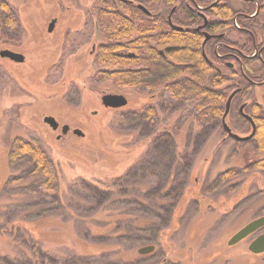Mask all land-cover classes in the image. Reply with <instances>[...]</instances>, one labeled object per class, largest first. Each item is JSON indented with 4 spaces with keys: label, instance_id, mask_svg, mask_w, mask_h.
I'll use <instances>...</instances> for the list:
<instances>
[{
    "label": "rangeland",
    "instance_id": "374dc122",
    "mask_svg": "<svg viewBox=\"0 0 264 264\" xmlns=\"http://www.w3.org/2000/svg\"><path fill=\"white\" fill-rule=\"evenodd\" d=\"M7 1L17 9L18 36L12 45L1 39L0 50L20 52L25 60L0 57V228L6 215L21 222L48 219L41 229L51 234V242L42 249L52 254L73 250L80 254V264H264V252L253 254L247 248L264 227L227 245L236 230L264 214V171L251 166L264 155L251 143L237 146L222 130L194 148L187 137L201 131L191 108L167 110L160 117L157 134L174 140L173 155L150 151L153 139L134 129L132 116L144 108L145 90H118L110 81L94 78L99 68H87L93 35L86 37L91 27L82 29V23L90 17L93 0ZM52 20L56 23L49 33ZM105 93L123 94L127 105L103 107ZM45 115L79 128L84 137L68 132L57 139L60 129L53 132L43 122ZM177 121L179 128L173 131ZM15 137L42 144L57 168L59 187L45 193L29 176L27 162L9 163ZM140 168L143 176L132 183ZM229 169L240 171L218 180ZM127 173L125 182L118 181ZM168 210L175 213L172 221ZM126 226L141 231L135 236ZM147 244L155 250L136 252ZM20 253L0 240L1 256Z\"/></svg>",
    "mask_w": 264,
    "mask_h": 264
},
{
    "label": "trees",
    "instance_id": "16d2710c",
    "mask_svg": "<svg viewBox=\"0 0 264 264\" xmlns=\"http://www.w3.org/2000/svg\"><path fill=\"white\" fill-rule=\"evenodd\" d=\"M111 1L108 0L110 3ZM118 14L105 15V17H109L107 20L122 19ZM103 23L99 26L104 37L103 42L98 46L94 58L99 69L94 78L110 81L112 86L118 90L134 89L137 92L145 90L146 94H154L152 96L156 98V101L152 106L145 103L140 112L132 114L136 118L134 129L142 135L144 134L143 137L153 139L151 147L156 148L159 152L163 151L166 156L173 155L171 149L174 147V140L169 135L157 134L162 122L160 117L167 110L188 111L190 108L192 109L195 114L194 125L201 131L195 136L187 137L188 141L190 139L193 141L194 148L204 142H199V140H205L208 135L222 130V117L227 95L235 87L236 82L243 86L246 83L244 80L237 79L235 81L226 74L211 73L205 68H200L194 73L187 71H185L187 73H180L174 62L177 60L175 51H169L167 59H163L155 48L149 46V40L160 44L159 32L162 31V24L149 22L110 24V22L105 23L104 21ZM18 25L17 9L7 0H0V40L12 45V40L16 41L15 38L18 36ZM151 33L152 36H149ZM128 51H133L134 57L126 56ZM148 66L149 68H147ZM162 91L165 93L164 96L161 94ZM243 95L252 98L249 96V89H246ZM239 96L242 97L241 94ZM247 112L255 124L253 140L256 141L257 149L264 151V120L260 119V114H262L260 107L252 100L248 103ZM124 117V113L119 114L116 119L117 123ZM244 122L248 128V122L245 120ZM178 128L179 122L177 121L172 129L176 131ZM161 130L165 131L164 127ZM8 160L10 164L20 161L27 162L31 167L29 176L36 178L38 188H42L45 193L60 186L57 168L38 140L15 137L10 145ZM251 166L264 169V159L254 161ZM140 169L141 175H134L131 178V180L134 179L132 183H136L143 176L142 168ZM238 172L237 169H229L220 173L218 180H225ZM128 175V173L124 174L123 177L118 178V181L125 182ZM163 181L166 182L165 177ZM104 195L113 197L112 194ZM175 209L172 211L175 212ZM173 212L170 210L166 212L167 219L170 221L175 217ZM110 221H115L114 217H111ZM137 221L140 223L142 219ZM4 222H6L5 227L0 228V240L9 243L13 248L18 247L21 253L18 256L12 254H2L1 256L0 254V264H80L78 256L80 254L73 250H60L58 254H52L42 249L43 245L51 242V234L47 230L41 229L49 222L48 219L21 222L10 220V217L8 218L6 215ZM141 225L145 228L143 224ZM126 229L129 230V233H132L131 230L138 233L135 236H138L141 231V229L127 228V226ZM91 235L94 236V234ZM149 240L152 241L153 238ZM158 240L161 241V239ZM20 242L21 245H19ZM85 244L92 247L88 245L89 242Z\"/></svg>",
    "mask_w": 264,
    "mask_h": 264
},
{
    "label": "flooded vegetation",
    "instance_id": "af4514ba",
    "mask_svg": "<svg viewBox=\"0 0 264 264\" xmlns=\"http://www.w3.org/2000/svg\"><path fill=\"white\" fill-rule=\"evenodd\" d=\"M88 10H90L88 13L90 17H85L82 23V29L84 26L91 27L90 34L86 29V37L93 35L86 52L87 68L92 69V65L99 68L94 58L104 38L99 28L101 24H104L103 21L110 24L122 22L162 24V31L159 32L160 44L149 40V46L155 48L163 59H167L169 51H175L177 60L174 62L180 73L185 71L194 73L200 68H205L211 73L226 74L232 80L242 79L246 82L243 86L236 82L235 87L228 93L227 99L233 94L224 121L231 132L240 137L251 134L254 126L253 135L247 140H236L224 130L223 121L222 133L224 138L230 139L237 146L251 143L256 151L264 155V151L258 150L256 141L253 140L255 124L247 112L248 103L254 100L262 113L260 119L264 120V0H112L111 3L108 0H93ZM114 13H119L118 16L122 19L107 20L109 17L105 15ZM149 36H152V33ZM126 54L128 57H134L133 51H128ZM246 89H249V96L252 98L243 95ZM161 94L164 96V91ZM240 94L243 96L240 97ZM152 95L154 94H146L147 102L145 103L150 106L156 101ZM152 97L153 99H150ZM93 113L95 114L96 111ZM228 119L233 120L237 127L229 126ZM243 119L248 122L249 131H245L247 125ZM62 125L59 123L56 130L47 126L53 132L58 129L61 132ZM72 130L73 128L69 127L68 132ZM59 135L57 134L56 138ZM152 148L155 149L151 147L150 151ZM258 159H264V156L260 155ZM256 169L264 171L261 168Z\"/></svg>",
    "mask_w": 264,
    "mask_h": 264
},
{
    "label": "water",
    "instance_id": "95a60500",
    "mask_svg": "<svg viewBox=\"0 0 264 264\" xmlns=\"http://www.w3.org/2000/svg\"><path fill=\"white\" fill-rule=\"evenodd\" d=\"M55 20H52L50 24L48 25V32L52 31L54 27ZM0 57L1 58H7L13 62L20 63L24 60V55L19 52H14L10 49H1L0 50ZM233 94V93H232ZM232 94L228 97L226 105H225V113L223 115V128L228 133V135L236 140H247L252 137L254 132V126L253 131L251 134L245 137H240L237 134H234L231 132L230 128L227 126V124L224 121V117L228 111L229 108V102L231 99ZM127 98L121 94V93H105L101 96V103L102 106L105 108L110 109H118L121 107H124L127 105ZM247 119L251 120L249 116L245 115ZM44 123H46L52 130H56L59 123L58 121L51 115H45L43 117ZM69 130V125L63 124L61 127V134L57 137L59 138L61 135L66 134ZM72 133L76 135L77 137H84L83 131H81L79 128H73ZM264 226V215H261L255 219H252L251 221L247 222L245 225L240 227L238 230H236L227 240V245L232 246L242 239L246 238L259 228ZM248 250L253 254H260L264 252V232L256 235L248 244ZM155 249L153 244L149 245H143L137 249L138 254L146 255L151 252H153Z\"/></svg>",
    "mask_w": 264,
    "mask_h": 264
}]
</instances>
